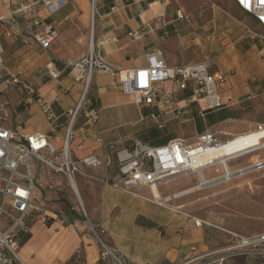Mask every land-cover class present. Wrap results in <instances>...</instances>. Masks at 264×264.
Instances as JSON below:
<instances>
[{
	"label": "crops",
	"instance_id": "1",
	"mask_svg": "<svg viewBox=\"0 0 264 264\" xmlns=\"http://www.w3.org/2000/svg\"><path fill=\"white\" fill-rule=\"evenodd\" d=\"M42 1L0 0V17L32 26L20 9V3L31 4L43 20L35 31L50 25L57 32L47 53L26 34L7 37L4 31L9 25L0 22L6 67V76L0 78V103L8 128L21 134L45 133L61 148L84 93V83L74 79L66 60L86 55L92 44L97 55L118 69L147 66V53L157 49L170 66L208 61L212 72L226 75L220 90L232 95L233 101L204 110L192 99L191 85L182 90L167 80L158 85L166 97L140 105L134 95L111 86L117 74L96 72L76 115L70 142L77 159L95 155L102 161L99 166L81 164L84 175L77 176L86 215L74 192L76 200L71 201L60 191L61 181L55 189L42 188L50 172L37 161L39 193L35 187V195L51 218L32 217L28 229L18 235L20 256L28 264H107L100 259L101 245L91 231L93 225L108 244L138 264H214L232 245V238L224 233L227 229L197 225L201 218L182 209L177 212L180 206L168 201L186 192L167 191L163 188L167 182L136 192L113 187L110 181L118 175L116 150L134 139L151 145L176 138L192 143L205 131L230 141L264 125V55L260 54L264 27L234 0H95L94 5L92 0H67L54 14ZM177 11L185 18H178ZM137 30L141 34L133 36ZM100 39L105 41L98 44ZM51 58L60 72L58 78L47 73ZM9 75L19 76L34 92L9 84ZM252 91L255 96L246 98ZM39 96L52 102L54 120L41 109ZM91 108L99 110L96 121L87 116ZM223 264H264V253L247 250L225 255Z\"/></svg>",
	"mask_w": 264,
	"mask_h": 264
},
{
	"label": "built area",
	"instance_id": "2",
	"mask_svg": "<svg viewBox=\"0 0 264 264\" xmlns=\"http://www.w3.org/2000/svg\"><path fill=\"white\" fill-rule=\"evenodd\" d=\"M234 1L243 11L252 14L264 27V0ZM42 2L50 14L56 13L67 4V0H43ZM92 3L94 5L95 0H92ZM20 9L32 26H23L13 17H0V22H6L9 25L4 34L9 38H17L26 34L33 38L45 52L49 53L57 36L56 30L50 25H45L41 31H35L34 27L41 26L43 20L35 11L34 6L20 3ZM177 17L183 19L185 14L182 11H177ZM1 33L0 29V35ZM140 34V30L132 32L133 36ZM104 41L105 39H100L97 43L102 44ZM3 53V44L0 42V78L6 76ZM260 54L264 55V46L261 48ZM147 61L148 64L144 67L114 68L97 55L94 44L91 45L90 51L86 55L66 60L74 79L84 83V93L71 116L61 148H57L45 133L21 134L8 128L4 124L6 118L3 110L5 107L0 103V221L3 222L0 226V264H28L20 256L18 235L21 231L28 229L29 223L35 215H40L45 219L51 218L45 205L35 195L36 179L31 159H36L47 165L54 173L66 179L86 215L77 186V176L84 175L81 164L99 166L102 161L95 155L77 159L72 154L70 142L73 137V124L76 115L82 108L92 77L96 72L109 71L117 74L118 79L111 86L123 93L134 95L136 102L140 105L152 104L159 96L166 97L167 93H161L158 85L167 80L175 82L182 90L191 85L192 99L200 107H204L202 108L204 110L216 109L233 101L232 95L224 94L220 90V84L225 81L226 75L220 71L212 72L208 61L170 66L160 49L148 52ZM46 70L53 78H58L60 75L52 58L47 62ZM7 82L18 90L28 89L29 92H34L17 75H9ZM254 96L255 92L252 91L246 98L251 99ZM37 100L47 118L51 121L54 120L55 113L52 102L42 96H39ZM99 115L97 108L87 111L90 121H96ZM256 130H264V125L259 124ZM223 142L225 141H222L215 132L211 131L201 133L192 143L186 139L176 138L162 145H151L140 139H134L128 146L116 150L118 175L110 181V184L120 190L136 192L144 186L152 187L181 175L198 173L197 169L194 170L191 167L193 156L209 148L219 147ZM109 148L115 149L113 145H110ZM256 164L252 165L253 168L261 166L263 163L259 161ZM210 166L212 164L205 168ZM175 209L179 213L182 212L181 207ZM196 223L197 225L202 224L200 220ZM91 231L101 245V260L107 264H138L129 259L123 251L108 244L102 238L101 232L93 225H91ZM232 234L235 239L225 255L238 254L247 250L264 253V233L253 236ZM225 255L220 256L214 264H223Z\"/></svg>",
	"mask_w": 264,
	"mask_h": 264
},
{
	"label": "rangeland",
	"instance_id": "3",
	"mask_svg": "<svg viewBox=\"0 0 264 264\" xmlns=\"http://www.w3.org/2000/svg\"><path fill=\"white\" fill-rule=\"evenodd\" d=\"M258 161H264V147L231 158L227 163L232 171H236ZM31 163L36 176L34 164L37 160L31 159ZM42 165L50 172V175L45 177L42 188L55 189L59 180L60 191H65L71 201H75L73 191L66 179L54 173L47 165ZM224 172L223 166L216 164L205 168L203 175L207 179H213L224 175ZM199 184L200 176L194 172L175 177L163 188L172 192H186L177 198H170L168 202L178 204L182 210L201 218L203 225L227 229L224 233L230 235L233 241L235 238L232 233L251 236L249 233L252 231L264 230V167L207 187H199ZM36 193H39L38 185H36ZM2 224L3 222L0 221V226Z\"/></svg>",
	"mask_w": 264,
	"mask_h": 264
},
{
	"label": "bare ground",
	"instance_id": "4",
	"mask_svg": "<svg viewBox=\"0 0 264 264\" xmlns=\"http://www.w3.org/2000/svg\"><path fill=\"white\" fill-rule=\"evenodd\" d=\"M261 147H264V130H256L245 135L237 136L230 141H225L219 147L209 148L195 154L191 160V167H193L194 170L197 169L198 171L200 176L199 187H207L222 181L229 180L234 176L247 173L253 169L264 167V161H260V163H263L261 166L250 168L252 166L251 165L236 171H232L227 163L231 158L241 156ZM210 164H221L225 170L224 175L213 179H207L203 175V170ZM254 164L257 165L256 163ZM156 194L158 195L157 192Z\"/></svg>",
	"mask_w": 264,
	"mask_h": 264
},
{
	"label": "water",
	"instance_id": "5",
	"mask_svg": "<svg viewBox=\"0 0 264 264\" xmlns=\"http://www.w3.org/2000/svg\"><path fill=\"white\" fill-rule=\"evenodd\" d=\"M250 168H253V166H251Z\"/></svg>",
	"mask_w": 264,
	"mask_h": 264
},
{
	"label": "snow or ice",
	"instance_id": "6",
	"mask_svg": "<svg viewBox=\"0 0 264 264\" xmlns=\"http://www.w3.org/2000/svg\"><path fill=\"white\" fill-rule=\"evenodd\" d=\"M242 2H243V0H242ZM22 195H23V193H22Z\"/></svg>",
	"mask_w": 264,
	"mask_h": 264
}]
</instances>
